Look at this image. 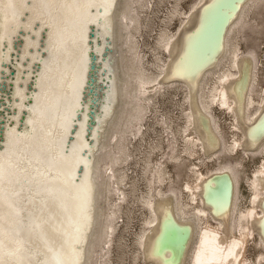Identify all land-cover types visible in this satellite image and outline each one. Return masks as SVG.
Segmentation results:
<instances>
[{
    "label": "bare ground",
    "instance_id": "6f19581e",
    "mask_svg": "<svg viewBox=\"0 0 264 264\" xmlns=\"http://www.w3.org/2000/svg\"><path fill=\"white\" fill-rule=\"evenodd\" d=\"M258 3L264 13V0H170L139 45L122 40L142 0H0V264H93L92 251L110 264L107 236L115 264H264V84L236 26ZM164 97L180 104L166 125L185 174L175 187L163 165L148 186V158L122 152L142 159L135 175L110 170L128 208L96 164L115 166L109 138Z\"/></svg>",
    "mask_w": 264,
    "mask_h": 264
},
{
    "label": "rangeland",
    "instance_id": "374dc122",
    "mask_svg": "<svg viewBox=\"0 0 264 264\" xmlns=\"http://www.w3.org/2000/svg\"><path fill=\"white\" fill-rule=\"evenodd\" d=\"M142 1H143L144 6H142L141 8H140V6H136L138 13H136V16L130 17V19L132 18L131 21L135 20L138 23H140V22L142 23V25L140 26L142 32L140 33V27L137 29L134 27L131 28V26H130L131 23H129V25H128V22L130 20L129 19L128 21L125 22V30H128V38H124L122 40L125 43H128L129 39H131V38H132L131 41H133L135 43L137 42L139 45H142V43L145 40L150 41L151 38H149L148 35H146L144 33L143 22L144 21L146 22L147 19H149V18L154 20L155 23L154 22L151 23V28H153L152 30H154L153 31V35H154V32H156L157 29L160 28V22H161L162 18L164 19L165 15L168 13L167 10L170 7V5H169L170 0H169V2H167L168 0H161L162 2L159 0H157V1H155V0H148V1L142 0ZM154 1L157 4L159 3V5H158V7L155 6V8H156L155 12L152 13V12H150V10H148V9H150V8H148V6H151V4ZM183 5L185 8L188 6L187 3H184ZM253 6L254 7H253L252 11H250V14H249L250 19L248 21L246 20V22H243L239 25L236 24L237 36H238L239 45L241 46L242 50L250 51V52L254 53L256 60L257 59L259 60V61H257V66L259 67V71L262 72V74L261 73L259 74L260 75V77H259L260 82L259 83L264 84V72L261 69V67H264L263 65H261L262 58H263L262 53L264 50V13L263 12L261 13L262 8H258L259 3L255 4ZM145 14H146V16H145ZM172 26H174V24H172ZM144 48L145 47H140V48L138 47L136 54L132 51L133 56L131 54H128L129 59H130L129 62L131 63V65H135V66H141L142 65L141 57L143 56V51H141V49L144 50ZM144 58L145 59H149V58L152 59V57L149 56L148 54L145 55ZM169 90L171 91V89H169V87H168L166 90L167 94H168ZM167 94H166V96H167ZM180 96H181V94L179 92H177L175 94V96H173V101L175 102L177 100V98H179ZM164 98L165 99H163V98L158 99V103H157L158 106H155V108H156L155 110H154L151 102H147L144 100L145 103H144V106L141 107V113H139V112L136 113L135 117L133 118V121L128 124L129 129L124 133H121L119 131L118 133L115 134L117 137H115V135H114V136L109 138V141H107L106 145L108 148V152L111 151V154H112L111 160L114 162L115 166H110V168H109L108 167L109 163L105 162V160L101 159V157L99 158V160L97 161V164H96V172L95 173H96L97 178L100 177L101 175L106 176L108 173L111 174L110 183H109V185H110L109 189H110V195H111L110 197L114 201L119 202L120 204H123V205L125 204L126 199H127V201L129 199H131V201L129 200L130 203L127 205L128 208L134 207V205L132 203V195L129 193V189H128L129 186L126 185L125 187H123L122 182H117L116 181V174L117 173L114 170L112 172H110V170H111V168L113 169L114 167H119V168H123L124 170H126L128 175H135V174L139 173V171H140L139 170L140 169L139 163L142 162V159H139L137 161V164L129 163L130 157L123 155V153L126 152V154H130L129 156H133L134 154L136 156L138 155L137 159L139 157H143V155L148 158V162L145 166V172L143 174L148 178V181H147L148 186H149V183H151V185H153V187H156L157 182L155 180H153V178L155 179L154 176L158 170L157 168H159L163 165L167 166L171 176L174 178V180H176L172 184L175 187H178L180 185L179 179L183 176V174H185V171H184L185 168L178 167V165L174 164L176 162H172L173 159H172L171 155L173 154V150L176 148L177 144L174 143L175 141L172 138V133H170V130L166 125L167 121H169L170 123H173V124H175L178 121V119L180 118V107H179L180 104L178 102H177L178 105L172 104L171 99H170L171 97H168V99H166V97H164ZM163 116H166L167 119L164 118ZM222 121L223 120H220V123H221L220 130L223 133V135L225 134V136H226L227 130L224 127L225 123ZM148 124H150V125L153 124V125L148 130H145L146 128L144 129V127ZM150 133H152V134H150ZM130 134H131V136H130ZM149 134L152 136L150 137ZM155 134H156V136L158 135L157 136L158 138L153 136ZM143 136H144V138H143ZM111 138H112V141H111ZM152 141H153V143H152ZM155 142L158 143L157 145H159V146L154 149V147H152V146L155 144ZM132 146H133V148L134 147L137 148V150H134L132 148ZM151 147L153 148V150ZM123 149H124V151H123ZM106 154H107V152H106ZM145 154H147V155H145ZM256 156L251 155V157L247 158V160H250V161H247V163L249 164V167L253 164V161L256 159L255 158ZM146 157H144V158H146ZM225 157H227V156H225ZM120 158H121V160H119ZM160 164H162V165H160ZM248 169L249 168H247V170L245 169L246 171H244L247 175L249 173ZM240 185H241L240 186L241 192L245 191V189L247 191V186H245L246 185L245 183H244V185H242V183L240 182ZM111 188H113V189L111 190ZM123 190L126 192L122 193ZM123 196H124V198H126L125 200H124ZM122 223L123 222H120V224H122ZM129 228H130L129 230H132L131 228H133V226L132 227L130 226ZM107 229H108V227H107ZM113 238H115V237H112V241H111V240H109V236L105 237V240H107V243H105V247L103 249V252L106 251V253L103 254V256L107 257L108 260L111 259L110 264H115L114 263L115 260H114V257L111 256L110 250L107 249V246L111 245L110 249H111V253H112V249L115 248ZM125 240H126V242L129 241V234L128 233L126 234ZM100 254H101V252H100ZM100 254H99V252H97V254H96V253H94V251H92L91 259L93 260L92 261L93 264H98V260H99L98 257L103 259L102 254L101 255ZM102 261H103V264H105V261L104 260H102ZM127 261H128V259L126 260V262ZM87 264H91V263H87ZM139 264H142L141 260L139 261Z\"/></svg>",
    "mask_w": 264,
    "mask_h": 264
},
{
    "label": "water",
    "instance_id": "95a60500",
    "mask_svg": "<svg viewBox=\"0 0 264 264\" xmlns=\"http://www.w3.org/2000/svg\"><path fill=\"white\" fill-rule=\"evenodd\" d=\"M92 57L94 58V54L92 55ZM93 58H92V59H93Z\"/></svg>",
    "mask_w": 264,
    "mask_h": 264
}]
</instances>
